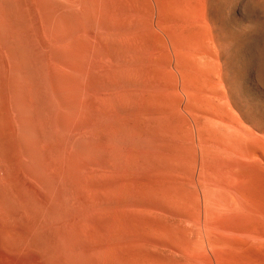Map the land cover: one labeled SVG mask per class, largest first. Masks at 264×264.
Instances as JSON below:
<instances>
[{
  "label": "rangeland",
  "instance_id": "374dc122",
  "mask_svg": "<svg viewBox=\"0 0 264 264\" xmlns=\"http://www.w3.org/2000/svg\"><path fill=\"white\" fill-rule=\"evenodd\" d=\"M0 6V70L3 72H0V90L6 93L3 97L7 99L0 97V117L4 114L3 119L0 118V174L23 176L16 164L22 143L25 155L21 159L28 170L25 173L33 177V168L44 171L42 177L36 179L45 180L41 179L38 185L45 190L41 199L46 240H58L83 264H205L208 259L209 264H264V237L261 238L264 225L259 226L263 223L260 220L247 223L246 217L239 213L242 215L239 220L245 217L240 222L237 216L234 221L227 219L228 225L238 227L234 237L224 231L228 242L233 238L231 241L237 240V243L230 241V244L225 243L226 247L219 243L223 230L219 231L218 238V227L214 224L221 220L213 198V202L205 203L199 159L190 155L192 151L187 144L181 145L174 137L177 144L187 148V151L179 148L184 155L179 157L175 142L166 145L173 139H163L172 135L153 129L156 119L152 122L147 117L144 120L147 124L139 117V102L140 107L146 102L151 108L161 96L159 91L148 89L149 67L142 54L147 43H141L140 33L138 35L141 19L138 0H0ZM167 6L164 4L162 15L167 16ZM54 46L58 47L57 55ZM142 73L147 75L143 77ZM142 77L143 80L147 77L144 90ZM62 91L68 92L64 96ZM33 95L37 98H32ZM25 97L29 98L25 102L31 101L32 105L28 103V110L22 111L17 104L25 105ZM7 109L10 115L5 114ZM30 117L32 119L26 121ZM161 119L160 122L165 121ZM71 123L73 126L69 125ZM10 124L16 134L2 140ZM154 125L156 128L158 124ZM163 126L158 127L159 130H164ZM145 127L153 130L144 131L148 138L142 141L141 131ZM160 140L165 142L162 144ZM168 145L174 149L175 156L172 157ZM33 160L36 164L31 163ZM256 228L262 231V236ZM254 229L256 231L251 232ZM245 230L251 233L245 236ZM241 237H248L249 241L252 237L254 241L251 239L247 246L248 239L240 240Z\"/></svg>",
  "mask_w": 264,
  "mask_h": 264
},
{
  "label": "bare ground",
  "instance_id": "6f19581e",
  "mask_svg": "<svg viewBox=\"0 0 264 264\" xmlns=\"http://www.w3.org/2000/svg\"><path fill=\"white\" fill-rule=\"evenodd\" d=\"M138 2L139 14L141 15L139 22L140 27L138 28L140 29V31L138 30V35L140 33L139 36L141 40H138L142 41L141 43L144 41L147 43V47L142 53L144 54L143 60L149 67V88L148 86L147 88H152L154 92L159 91L160 93L157 94L161 96L159 100L161 99L160 101H162L160 102L154 99L156 104H160L155 105V103L152 102V105L154 103V107L150 105L151 108L148 107L149 103L146 105L145 101V105L142 104L140 107L141 103L139 102V117L142 118L143 122L147 117L151 119L152 122L156 119L154 123L158 125L155 128L153 123V129H156L157 132H163L166 135L167 133L168 135H172L170 138L164 137V140L167 139L168 141V139L170 140L175 137V140L181 141V145L187 144L189 146L192 151L191 154L189 153L190 155H194L195 159H199V172L204 200L206 204H208L210 200L212 201L211 198L214 200V202L212 201L216 209L214 210L218 212L217 214L221 220V222H218L220 224L216 222L220 226V229L216 223L213 224L216 228L218 227L217 237L222 235L220 238L218 237L220 240L219 243L222 245L224 244L226 247L225 243L230 244L229 242L233 239L231 238L229 242L227 241V232L232 234V237L238 232L236 231L238 227L234 228L228 225L227 219H233L234 221L236 216V219H238L243 215L246 217H243V219L245 218L247 223L248 220H260V223L263 224H257H259V226L264 225L262 221L264 218V214H262V212L264 213V211H262V209H264V0H138ZM86 4L88 3L85 2L84 6H86ZM164 4L168 5L166 7L167 16L161 14ZM51 7L54 8L53 6ZM51 7L49 8L52 9ZM65 21L67 22V20ZM57 23H59V20ZM48 25L46 27H48ZM22 30L24 31V29ZM22 30L21 32H23ZM54 41L56 42V40ZM74 42L77 41L75 40ZM139 42L138 44L142 45ZM70 46H73V43ZM54 47V49L58 48H56V46ZM58 52L59 50L56 52V55ZM29 54L31 53H28V55ZM25 55H27V53ZM43 60L44 59H42V62ZM17 62L16 64H18ZM71 63H73V60ZM18 65L20 66V63ZM0 72L3 74L1 70ZM144 72L147 73L146 71ZM141 75L143 77L145 76L143 73ZM16 79L17 78H15V80ZM52 80L54 79L52 78ZM144 80L142 81V90L145 89V84L147 85L145 82L146 80ZM59 81H61V79ZM17 83L19 84V82ZM21 87L22 86H20V88ZM27 87L26 89H28ZM38 91L35 90V92ZM67 92H63L62 95ZM3 93H0V97L6 94ZM26 97H29V95ZM32 98L36 99L37 96L33 95ZM3 99L5 98L3 97ZM13 99H15L14 95ZM26 99H23L25 105H22V107L20 104H17V107H20L22 111H24V108L28 110V106L26 105H29L28 103L31 104V101L26 103L25 101H29V98ZM34 99L33 102L35 101ZM45 99L46 98H44V100ZM139 100L142 101L140 97ZM32 109L33 107L31 110ZM9 112L10 111L7 109L5 114L7 115ZM1 114H3V112ZM27 114H29V112ZM3 116L0 118L3 119ZM156 116H159L158 119ZM160 118H162L161 120L165 119L166 125L164 120L163 122L159 121ZM28 119L32 118H27L26 121H30ZM158 121L161 125L157 123ZM35 122L36 121H34V124ZM14 123H16V120ZM144 123L148 124V121ZM163 123L165 126L164 130H166L165 132L163 128L159 130V128L163 126ZM31 124H33V122ZM31 124L29 123V125ZM72 124L73 123L69 125ZM7 127L8 132L2 134V140L11 139L16 134L15 127L12 125L11 127ZM35 127H37L36 124ZM71 127L69 129H71ZM64 129L62 131L63 133L65 132ZM151 129L146 128L141 131L140 139H142V141L148 138L145 137L146 130H148V133H151ZM156 130L153 132L155 133ZM157 132L155 134H157ZM71 133L74 134V132ZM174 139L173 142L171 140L170 143L168 142L166 145L174 143ZM161 141L162 144L165 142L163 140L159 142L161 143ZM21 144L19 149L21 153L16 155V164L19 166L18 169L22 170L23 176L19 174L21 177L18 176V178H15V173H13L15 175L12 174V176L0 174V264H83L74 255V252V254L68 252L67 247H64L58 240L45 239L46 228L43 219V200L41 199V193H45V190L44 186L42 191V188L38 185L39 181L42 183L41 179L43 178L37 180L39 176L44 174V171L41 173L40 169H38L39 171H35L36 168H33V172H36L35 175L32 172L33 177L28 176L27 172L25 173V171L28 170L25 168L24 162H22L23 159H21L24 157L23 155H25V151L22 149ZM176 144L177 142L173 145L178 146V148L175 146L173 147L181 151L182 149L179 148L182 146ZM170 145H168L170 147L169 149L173 152L174 149H171L172 146ZM5 147L6 145L4 148ZM153 149L152 151H155ZM184 149L185 148H183V151ZM186 149L185 151H187ZM178 150L176 151V153L179 152L178 154H180L178 156H184L182 151L180 152ZM160 151L157 152L158 156L160 155ZM14 152L17 153V151ZM184 154H186V152ZM189 154L187 156H189ZM173 155L175 156L176 154L173 152L172 157ZM13 156L15 157V155ZM161 158H163V155ZM159 159L158 161L161 160ZM8 163L9 161H7V164ZM28 163L30 164V162ZM31 163L36 164V161L33 160ZM13 164H15V162H13ZM4 166H6V163ZM8 167L10 166H7V168ZM37 168H39V166ZM44 169L45 171L48 170V168L45 167ZM14 172H16V169ZM37 172H40V174L38 175ZM212 195L215 196V198L212 197ZM239 213L242 215L240 216ZM218 215L216 217H218ZM241 220L238 219L237 221L240 222ZM204 222H206V220ZM239 224L241 225V223ZM239 224H236V226H239ZM247 225L248 224H245L246 227ZM254 227L259 229L258 225L255 226L254 224ZM244 228L245 227H243V229ZM249 228L248 226V229ZM221 229L223 231L220 234L219 231H221ZM256 229L251 232H255ZM224 231L227 232L225 233ZM251 232L245 230L243 231V235ZM261 232L262 231H258L259 235L262 236L263 233ZM253 234L252 237H254ZM247 235L249 236V234ZM263 237L264 236L261 238ZM246 238L248 239V237ZM241 239H244V237H241L240 240ZM257 239L259 240L258 237L256 240ZM236 241H231V243ZM250 241L249 239L247 240V246L251 244L249 243ZM259 241L258 244L260 243ZM242 242L244 243L245 241L242 240L241 243ZM213 243L212 241L211 244ZM262 244L263 243L260 245ZM219 245L220 244L217 246ZM239 247L240 249L242 248L241 245ZM244 247H246V245ZM209 260L210 259L204 263L209 264Z\"/></svg>",
  "mask_w": 264,
  "mask_h": 264
}]
</instances>
